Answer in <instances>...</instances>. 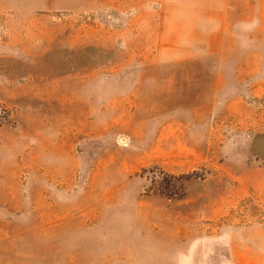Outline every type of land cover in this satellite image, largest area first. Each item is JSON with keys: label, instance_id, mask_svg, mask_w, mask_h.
Returning <instances> with one entry per match:
<instances>
[{"label": "rangeland", "instance_id": "obj_1", "mask_svg": "<svg viewBox=\"0 0 264 264\" xmlns=\"http://www.w3.org/2000/svg\"><path fill=\"white\" fill-rule=\"evenodd\" d=\"M0 264H264V0H0Z\"/></svg>", "mask_w": 264, "mask_h": 264}, {"label": "crops", "instance_id": "obj_2", "mask_svg": "<svg viewBox=\"0 0 264 264\" xmlns=\"http://www.w3.org/2000/svg\"><path fill=\"white\" fill-rule=\"evenodd\" d=\"M97 0H95V2H96Z\"/></svg>", "mask_w": 264, "mask_h": 264}]
</instances>
